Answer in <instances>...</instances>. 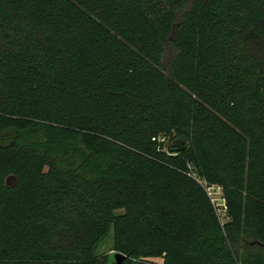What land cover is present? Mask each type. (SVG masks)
Instances as JSON below:
<instances>
[{
  "label": "trees",
  "instance_id": "16d2710c",
  "mask_svg": "<svg viewBox=\"0 0 264 264\" xmlns=\"http://www.w3.org/2000/svg\"><path fill=\"white\" fill-rule=\"evenodd\" d=\"M111 229L124 264H264V0H0V264H111Z\"/></svg>",
  "mask_w": 264,
  "mask_h": 264
},
{
  "label": "rangeland",
  "instance_id": "374dc122",
  "mask_svg": "<svg viewBox=\"0 0 264 264\" xmlns=\"http://www.w3.org/2000/svg\"><path fill=\"white\" fill-rule=\"evenodd\" d=\"M176 54V49L172 48L171 46L167 47L165 55L163 56V69L165 73H169L171 70V62ZM212 196L214 201L219 207L220 214L223 220L226 219V212L224 210V201L222 198V192L219 188H212L211 190ZM125 212L124 209L116 210V214H123ZM116 252L115 249V233L114 230L111 229L107 236L101 241L97 248V254L101 257L108 256L110 253ZM156 261L162 263L163 258L159 257L155 259Z\"/></svg>",
  "mask_w": 264,
  "mask_h": 264
},
{
  "label": "water",
  "instance_id": "95a60500",
  "mask_svg": "<svg viewBox=\"0 0 264 264\" xmlns=\"http://www.w3.org/2000/svg\"><path fill=\"white\" fill-rule=\"evenodd\" d=\"M173 147L175 148L176 151L180 152L183 151L185 149V141L183 139H176L173 143H172ZM17 181L16 176L14 175H10L9 177H7V185H14L15 182ZM113 254H111V264H124L127 256L122 253V252H112Z\"/></svg>",
  "mask_w": 264,
  "mask_h": 264
},
{
  "label": "built area",
  "instance_id": "2783aa9c",
  "mask_svg": "<svg viewBox=\"0 0 264 264\" xmlns=\"http://www.w3.org/2000/svg\"><path fill=\"white\" fill-rule=\"evenodd\" d=\"M153 139L156 140L155 137ZM158 140L160 142H166V139L164 137H159ZM193 176H194L195 179H197L206 188L207 192L209 193V195L212 198V201L216 204V202L214 201V198L212 196L211 190H212V188H219L221 190V187L220 186H210L205 180L200 179L197 175L194 174Z\"/></svg>",
  "mask_w": 264,
  "mask_h": 264
}]
</instances>
